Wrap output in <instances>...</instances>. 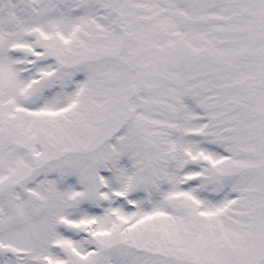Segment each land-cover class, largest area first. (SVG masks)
I'll return each mask as SVG.
<instances>
[{"label":"snow or ice","instance_id":"obj_1","mask_svg":"<svg viewBox=\"0 0 264 264\" xmlns=\"http://www.w3.org/2000/svg\"><path fill=\"white\" fill-rule=\"evenodd\" d=\"M0 264H264V0H0Z\"/></svg>","mask_w":264,"mask_h":264}]
</instances>
